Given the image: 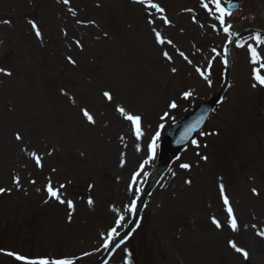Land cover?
Returning <instances> with one entry per match:
<instances>
[{
    "label": "rangeland",
    "instance_id": "rangeland-1",
    "mask_svg": "<svg viewBox=\"0 0 264 264\" xmlns=\"http://www.w3.org/2000/svg\"><path fill=\"white\" fill-rule=\"evenodd\" d=\"M235 1L221 25L214 0H151L163 12L148 0H0V68L11 73H0V264H24L7 252L95 264L134 216L101 264H264V85L254 78L264 76V0ZM228 47L229 81L197 143L158 167L167 129L224 85ZM118 107L141 117L139 139Z\"/></svg>",
    "mask_w": 264,
    "mask_h": 264
},
{
    "label": "snow or ice",
    "instance_id": "snow-or-ice-1",
    "mask_svg": "<svg viewBox=\"0 0 264 264\" xmlns=\"http://www.w3.org/2000/svg\"><path fill=\"white\" fill-rule=\"evenodd\" d=\"M64 2L68 3L69 0H64ZM138 2L143 4L144 0H138ZM214 3H215V10L219 13V15L217 16V19L220 21L221 25H225V19L224 18H225V16H230L231 13L228 12L225 8H223L221 6V0H214ZM148 4H149V7L157 9L160 12L164 11L157 4L152 3L151 0H148ZM203 7L206 10H209V5L208 4H204ZM153 22L154 21H149V23H153ZM164 22L165 23H170V21H168L166 18H164ZM3 23H10V21L5 20V21H3ZM32 27L34 29H37L36 35L40 36L41 33L38 30L37 25L35 23H32ZM230 29H231V25H226V26L223 27V31L226 32V33L229 32ZM156 39L161 44L165 43V40L162 38L161 33H159V32H156ZM259 39H260V37L258 35L256 37V40H259ZM167 43H171V41L169 40V41H167ZM248 47H249V51H250L251 56H252L253 63L258 62L260 60V54L257 52L256 48L252 47L251 45H249ZM213 51H215V49H213ZM164 55H165V57H168V53L167 52H165ZM180 55L184 56V53L181 52ZM168 58L170 59V57H168ZM185 59H187V57H185ZM69 60H70V62L75 63V61H72L71 58H69ZM189 62H191V61H189ZM225 64H227V60H225ZM260 67L264 68V63H261ZM196 70H197V72H199L201 74V76H204V73L199 68H197ZM175 71H176V69H173V72H175ZM0 73H4L6 75H11V73L10 72H6V70L4 68H0ZM204 78H205V80H208L207 76H204ZM254 78L259 82L260 85H264V76H262L260 74L259 70H254ZM210 83H211V81H209V84ZM256 86H257L256 84L252 85V87H256ZM103 95L106 98H108L109 100L112 99V96H111V94L109 92H104ZM190 95H191V93L186 92V93H184V98H188ZM169 107L176 108L177 104L173 101L169 105ZM117 110L121 113L122 116H124L126 119H128L129 121L132 122V124L134 126V134L139 139L143 135V133L141 131V128H140L141 117L139 115H133V114L127 112L123 107H118ZM83 115L87 118V120L90 123H94L95 122L93 116L88 112L87 109L83 110ZM166 115H167V113H165V116ZM162 119H163V117H162ZM160 127H163V125H161ZM159 135H160V133L157 132L156 133V137L153 140V144L150 145L151 148L154 149L155 140L159 139ZM16 139L20 140V139H22V137L19 134H17ZM192 143L196 144L197 142L195 140H193ZM31 155H32L33 159L35 160L36 164L38 166H41V157H39L35 152L31 153ZM204 159H207V157H204ZM179 166L181 168H183V169H188L190 167V165L187 164V163H182ZM173 175H175V173H173ZM14 181L18 185L20 183L19 177H14ZM33 183H34V181H33ZM64 187H65V185H60V188H64ZM6 191H9V190L5 189V188H0V194L4 193ZM47 191L49 192L51 197L59 200L61 203H65V201L60 198L59 190H54L51 182H49V184L47 185ZM223 191H224L223 186H221L222 194H223ZM253 192L255 193L256 189H253ZM223 199H224L225 205H229V201H228L227 196H224ZM93 203H94V201L91 198H89V200H88L89 206H91ZM67 204H68L69 208H74V204H73L72 201H67ZM227 210H228V214H229V227H231V229L233 231H238L239 225H238L237 219H236V217H235V215L233 213V210L230 207V205L228 206ZM128 211L129 212H134L135 211V201H132V204L128 208ZM123 219H124V217L120 216V218L115 222L116 225L120 226V221H122ZM213 223L216 225L217 228H221L222 227V224L218 220H216L215 218H213ZM253 227H255V225H253ZM257 234L259 236H261V237H264V231L258 232ZM118 235H119V232L117 231V228H115V227L112 228L110 233H109V238L110 239H109V241L105 242L104 247L107 248L109 246V243L111 242V238H113L115 236H118ZM229 245L236 252L241 253L244 256L245 259L248 258L249 253L244 248L239 247L235 241H229ZM0 251H3V250H0ZM6 255L12 256L18 261H23L24 264H73V261L70 260V259H57V260H49L47 258L29 259L28 257L23 256V255H21L19 253H15V252H7Z\"/></svg>",
    "mask_w": 264,
    "mask_h": 264
},
{
    "label": "water",
    "instance_id": "water-1",
    "mask_svg": "<svg viewBox=\"0 0 264 264\" xmlns=\"http://www.w3.org/2000/svg\"><path fill=\"white\" fill-rule=\"evenodd\" d=\"M236 6L235 2L226 5L230 9L236 8ZM218 97L219 95L212 98L205 105L192 111L189 116L168 131L161 143L159 157L161 164H165V159L168 155L177 153L185 147L186 143L200 128Z\"/></svg>",
    "mask_w": 264,
    "mask_h": 264
},
{
    "label": "bare ground",
    "instance_id": "bare-ground-1",
    "mask_svg": "<svg viewBox=\"0 0 264 264\" xmlns=\"http://www.w3.org/2000/svg\"><path fill=\"white\" fill-rule=\"evenodd\" d=\"M157 170H159V169H155V171L153 173H155Z\"/></svg>",
    "mask_w": 264,
    "mask_h": 264
}]
</instances>
